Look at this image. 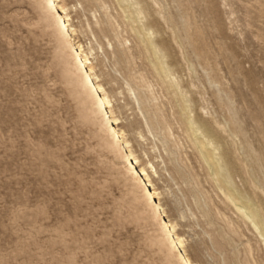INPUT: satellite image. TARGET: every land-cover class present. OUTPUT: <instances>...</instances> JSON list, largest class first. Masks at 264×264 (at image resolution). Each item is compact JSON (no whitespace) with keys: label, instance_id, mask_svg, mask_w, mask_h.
Here are the masks:
<instances>
[{"label":"rangeland","instance_id":"rangeland-1","mask_svg":"<svg viewBox=\"0 0 264 264\" xmlns=\"http://www.w3.org/2000/svg\"><path fill=\"white\" fill-rule=\"evenodd\" d=\"M75 1L64 0L68 6ZM100 1L116 17L135 70L156 84L150 57L139 54L117 0ZM156 1L165 37H172L174 27L182 30L177 15L181 6L188 9L191 27L202 30L240 127L233 146L240 167L234 181L254 203H264V0ZM70 14L79 28L80 13ZM213 18L220 29L213 28ZM79 40L86 48L87 36L80 33ZM173 47L182 60L178 45ZM186 50L179 75L193 83L197 99L223 124L224 114L213 95L216 87L190 48ZM98 58L90 56L98 80L139 152L131 133L135 124L124 119L132 121L131 111L119 107L122 101L114 97L119 85L110 82L112 60ZM68 60L40 0H0V264H167L151 243L147 213L126 194L118 175L123 165L101 145L100 131L84 117L72 85L63 77ZM155 89L160 92L159 86ZM167 99H162L164 114L173 123L188 176L153 180L177 233L186 240L191 261L264 264L261 237L224 202L187 134L174 122ZM196 199L201 200L198 205Z\"/></svg>","mask_w":264,"mask_h":264},{"label":"bare ground","instance_id":"bare-ground-1","mask_svg":"<svg viewBox=\"0 0 264 264\" xmlns=\"http://www.w3.org/2000/svg\"><path fill=\"white\" fill-rule=\"evenodd\" d=\"M117 2L121 17L136 40L139 54L146 53L150 57L149 66L157 78L156 84L147 81L133 67L131 47L126 46L127 40L120 33V25L104 2L76 0L68 6L64 0H40V6L68 55L69 65L64 69L63 77L72 85L84 117L100 131L101 145L113 155L115 162L123 165L118 175L122 176L127 186L126 194L138 204V209L147 213L145 219L152 226L154 237L151 243L162 251L167 264H193L186 250V240L177 233L153 180H161L165 175L171 181H175L176 176L183 179L188 176L178 154L180 145L172 131L173 123L164 114L162 99L169 96L167 103L170 104L171 116L187 134L196 159L206 167L224 202L258 232L264 246V203H254L251 196L234 181L240 171L233 148L240 127L228 93L221 88L218 70L202 30L191 27L188 9L181 6L177 15L182 30L174 27L172 37H165L166 30L161 22L164 17L160 16L156 0ZM71 11L80 13L79 28L72 22ZM212 26L214 29L221 28L216 18H213ZM80 33L87 36L86 48L79 40ZM174 43L180 48L182 60L174 53ZM186 47L190 48L204 70L209 84L216 87L213 95L224 114L223 124L197 99L193 83H185L179 75L182 61L187 60ZM90 56L93 59L102 56L101 61L112 60L111 71L114 74L110 82L119 85L114 97L122 101L119 107L131 111L132 121L129 116L124 119L130 125L135 124L131 133L141 147L139 152L133 149L128 132L122 125L123 117L117 114L111 97L99 82ZM155 85L159 86L160 92H156ZM254 196L257 195L254 193ZM196 200L194 203L198 205L201 200ZM192 212H189L191 216ZM180 217L183 219L185 215L181 213Z\"/></svg>","mask_w":264,"mask_h":264}]
</instances>
